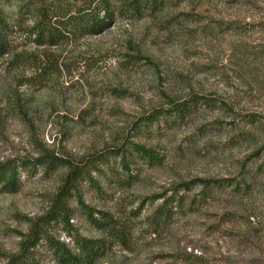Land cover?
I'll return each instance as SVG.
<instances>
[{
  "label": "rangeland",
  "instance_id": "374dc122",
  "mask_svg": "<svg viewBox=\"0 0 264 264\" xmlns=\"http://www.w3.org/2000/svg\"><path fill=\"white\" fill-rule=\"evenodd\" d=\"M14 47L39 61L0 60V162L20 166L0 191V264H59L43 239L22 251L33 226L74 252L96 241L93 264H264V0H148L103 34ZM42 152L91 163L69 225L44 218L66 169L34 168Z\"/></svg>",
  "mask_w": 264,
  "mask_h": 264
},
{
  "label": "trees",
  "instance_id": "16d2710c",
  "mask_svg": "<svg viewBox=\"0 0 264 264\" xmlns=\"http://www.w3.org/2000/svg\"><path fill=\"white\" fill-rule=\"evenodd\" d=\"M147 1L143 0V5H139V2L134 0L130 7L117 10L109 0H37L34 4H26L23 7L26 10L20 9L17 17L11 20L0 10V60L10 56L5 66V70L8 71L13 68L23 69L29 62L36 64L39 58L34 52L13 53L16 41H22L23 44L30 43L36 48H49L59 46L71 37L100 35L113 26L118 16L132 11L139 12L141 7L147 4ZM24 11L32 16L31 20L26 19L25 14L21 15ZM180 110L183 112L184 108ZM142 151L146 156L151 155L150 151L145 148H142ZM32 162L34 168H41L44 173H54L59 169H66L53 206L44 218L46 223L59 219L65 225H69L71 211L67 201L72 195L78 196L80 184L86 178L91 180L90 168L88 167L91 163L80 166L48 152L39 153ZM19 167V164L14 161L0 162L1 192L15 193L19 190ZM94 186L97 188L95 182ZM166 204L167 202L164 201L162 205L157 207L155 212L158 216L167 217ZM97 214L95 217L93 212H87L90 222L98 229L111 231L116 228L113 226L112 218H109L107 213ZM98 216L100 217L98 218ZM119 230L112 231L113 237L124 241L125 235ZM31 233L32 236L22 243V251L25 249L28 251L30 247L36 246L43 239L53 249L59 264H93L95 261L96 248L98 247L94 240H78L77 251L74 252L64 243L47 235L41 226H33Z\"/></svg>",
  "mask_w": 264,
  "mask_h": 264
}]
</instances>
